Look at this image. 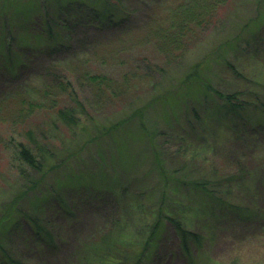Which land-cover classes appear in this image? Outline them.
I'll return each mask as SVG.
<instances>
[{"label":"rangeland","instance_id":"374dc122","mask_svg":"<svg viewBox=\"0 0 264 264\" xmlns=\"http://www.w3.org/2000/svg\"><path fill=\"white\" fill-rule=\"evenodd\" d=\"M187 1L124 0L113 9L104 0H0V111L46 87L55 92L61 81L74 90L62 105L78 118L68 128L53 114L32 116L44 151L39 171L17 158L11 132L2 133L0 208L24 192L19 208L46 220L57 246L38 248L21 220L7 232L11 221L0 240L13 258L71 264L118 237L137 247L161 214L147 264H264V0L217 1L204 25L190 22L174 38L169 56L142 41L158 28L171 33L175 8ZM93 10L127 19L102 25ZM94 74L110 81L98 98ZM202 82L233 94L239 108ZM229 202L238 206L233 214L221 211ZM163 215L199 242L184 249ZM0 264H8L1 255Z\"/></svg>","mask_w":264,"mask_h":264},{"label":"trees","instance_id":"16d2710c","mask_svg":"<svg viewBox=\"0 0 264 264\" xmlns=\"http://www.w3.org/2000/svg\"><path fill=\"white\" fill-rule=\"evenodd\" d=\"M124 0H104V6L113 7V9L122 8ZM217 1L222 0H189L183 5L177 6L175 9H178L179 16L175 17L172 20L174 30L169 33V31L163 29H155L151 32V34H147L142 41H148L149 45H156L159 48V51L163 54L167 53V56L171 54L175 49L174 47L169 51L171 45H174L177 41L174 38L182 35H186V30L190 22H194L198 27H201L205 24V19L208 11L211 8L214 9V4ZM64 11L63 9H61ZM82 11V10H80ZM66 12L68 10L66 9ZM70 12V11H69ZM78 12V11H77ZM86 12V11H85ZM88 13H91L88 11ZM104 14V13H103ZM92 19L97 20V22L103 24L109 23L110 25L117 24L120 20L122 23L127 19L124 17L123 19L119 18L118 21L113 19V14L109 13V16L105 14L101 15L96 10H93L91 16ZM178 19V20H177ZM150 45V46H151ZM175 46V45H174ZM127 47V45H126ZM194 75V74H193ZM104 76L99 75H90L88 76V81H91V84L95 83L94 90L92 91L96 97H100L102 94V87L106 85L110 86V81L103 78ZM196 78V77H195ZM200 81V79H197ZM71 88L70 83L66 84L63 82H59L57 87L54 88V91H51L48 87L45 89L39 90L36 92L37 98L29 99L25 96H21L20 98V107L16 110L14 109H6L5 111H0V149L4 148L3 140L6 137L2 136V133H10L9 142L10 146L13 148V152L16 154L17 158L23 161L25 164L29 165L31 168L35 170H40L41 165L40 161L43 158L41 153L43 154V150L40 145H36L33 137V130L30 129L29 121L36 115L37 112L55 115V118L58 119L64 126L68 128H73L77 123V116L75 115V108L69 106H63V98L69 97L74 93L73 88ZM202 86L208 91L213 92L220 99H223L226 102V105L230 106V109H238L239 106H235L232 104V98L235 96L231 95H223L218 91L211 88V86L207 82H202ZM47 90V91H46ZM50 91V92H48ZM114 97L119 99L121 94L119 95L117 92H112ZM111 94V93H110ZM104 95H106L104 93ZM71 100L74 99L71 95ZM33 116V117H32ZM31 117V118H30ZM9 124V128L7 126ZM22 125V127H21ZM121 126V122H119L114 130H117ZM4 128H8L9 130H3ZM142 131L147 133L145 129V125L143 122ZM24 133L28 141L32 143V146L37 148V152L30 148L29 142L25 143L20 139V135ZM151 135V136H150ZM148 135L150 141H152V133ZM154 138V137H153ZM149 141V142H150ZM9 147V145H7ZM45 159V158H44ZM158 163H160L159 158H157ZM52 166L51 168H53ZM264 177V174H263ZM182 183V182H177ZM200 181H196L195 184L192 182L191 186H195L200 191L204 192L206 197L210 200V205L215 203L214 195L212 190L207 189L205 186H202ZM118 196V195H115ZM25 197V193L16 196L14 199L10 200L7 204L0 208V233L4 231V224L12 221V225L6 229L7 232L12 229H21L20 220L24 224L25 228L29 230L35 237V244H38V248L42 247V245L47 246V248L56 249L55 243V235L50 224L41 217H36L35 215L25 214L22 209L19 208V201ZM105 198V196H104ZM113 198V197H111ZM110 198V199H111ZM104 204V200H103ZM212 206H209L211 209ZM238 206L235 203H227L225 207L221 209V211L228 212L229 214H233L234 210H237ZM212 212V210L210 211ZM164 221H168L173 228H175L180 242L183 245L184 249H187V242L191 239L194 242H199V235L197 233L189 232L184 228L182 222L173 219L170 216L163 215ZM163 221V222H164ZM117 224V222L115 223ZM115 226V225H114ZM162 220L161 214L158 215L156 221L150 226L148 236L146 240L139 246H133L132 244H127L118 238L113 240L105 239L102 241V245L100 242L96 248H92L93 253L92 258L88 254L87 251H83L80 253L82 257L79 259L77 257V261H70L71 264H147L145 261L150 251L153 249L154 244L158 240L157 235L162 229ZM22 231V230H21ZM22 237H24L22 235ZM4 244H7L6 241L0 240V255L7 259L8 264H25L21 257L18 259L13 258L10 253H7ZM90 251V249H89ZM144 260V261H143Z\"/></svg>","mask_w":264,"mask_h":264}]
</instances>
